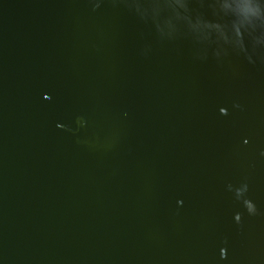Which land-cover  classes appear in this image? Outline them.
Instances as JSON below:
<instances>
[{"label": "water", "instance_id": "water-1", "mask_svg": "<svg viewBox=\"0 0 264 264\" xmlns=\"http://www.w3.org/2000/svg\"><path fill=\"white\" fill-rule=\"evenodd\" d=\"M0 264H264V0H0Z\"/></svg>", "mask_w": 264, "mask_h": 264}]
</instances>
